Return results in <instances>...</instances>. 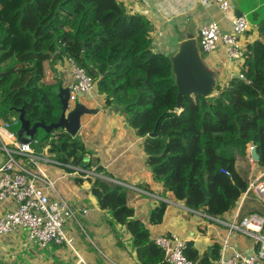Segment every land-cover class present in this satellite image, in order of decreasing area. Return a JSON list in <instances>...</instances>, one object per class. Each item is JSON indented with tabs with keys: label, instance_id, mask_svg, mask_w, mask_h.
I'll use <instances>...</instances> for the list:
<instances>
[{
	"label": "trees",
	"instance_id": "trees-1",
	"mask_svg": "<svg viewBox=\"0 0 264 264\" xmlns=\"http://www.w3.org/2000/svg\"><path fill=\"white\" fill-rule=\"evenodd\" d=\"M257 29L259 39L245 49L244 77L220 82L213 97L186 95L178 108L171 58L152 50L150 22L144 15L129 13L119 0H0V116L24 118L32 127L57 123L64 84L58 65L72 57L96 79L105 106L119 107L144 138L147 162L164 194L222 217L237 207L249 182L238 173L235 158L218 154L219 147L252 141L264 167V17ZM10 58L25 67L2 69ZM35 138L42 144L49 141L50 154L60 162L106 172L94 159L85 165L88 151L79 134L39 125ZM241 148L244 153L245 146ZM81 174L86 178L78 182L91 184L98 206L110 210L114 222L126 225L138 263L168 264L147 223L134 217L128 187ZM142 187L151 190L148 184ZM167 207L158 199L149 223L161 224ZM221 248L216 241L199 252L189 242L187 256L195 264H220Z\"/></svg>",
	"mask_w": 264,
	"mask_h": 264
},
{
	"label": "crops",
	"instance_id": "crops-1",
	"mask_svg": "<svg viewBox=\"0 0 264 264\" xmlns=\"http://www.w3.org/2000/svg\"><path fill=\"white\" fill-rule=\"evenodd\" d=\"M119 1L129 13L144 15L149 20L153 51L165 55L169 52L171 57L183 44H195L206 66L220 71L217 84L228 81L234 73L241 72L242 65L231 63L223 48L212 54L203 53L199 43L200 28L214 21L222 31L229 32L233 28L235 17L247 16L251 12L253 20L250 22V29L242 37L246 49L249 43L259 39L257 25L264 17L263 0H231L232 10L229 15H225L217 4L202 3L200 0ZM58 68L64 81L63 86L68 87L72 78L66 62L59 64ZM79 101L88 107L97 108L96 112L86 113L81 118L78 134L86 143L89 155L86 162L90 161V158L96 160L104 167L106 172L102 174L109 178L107 180L128 187L129 204L135 209L134 217L147 223L152 236L162 234L168 228L182 238L194 242L195 248L203 252L216 241L223 243L229 232L225 222L240 221L253 212L264 216L262 198L253 189H249L254 180L264 179V167L260 166L258 161L251 162L250 158L253 157L249 143L234 140L219 147L220 156L226 159L235 158L236 169L248 180L249 186L233 211L222 217H214L221 222L204 219L184 202L176 200L171 194H164L162 182L154 180L152 168L147 162L144 138L128 124L119 107L115 104L105 106L103 95H99L96 89L92 98L81 96ZM88 101L94 104L90 106ZM242 145L245 146L244 153L241 152ZM50 170L53 171L52 168ZM54 173L56 175L57 171ZM65 175L66 173L60 176V193L74 205L89 208L87 217H80L79 224L74 221L67 223V230L75 239V249L78 253L69 246L59 244H49L44 249L32 246L26 248L23 245L26 233L20 231L17 234L0 236V264H139L133 237L126 225L114 222L112 212L98 206L96 197L90 191L91 184L78 182L80 177L86 178L85 176L73 172L69 182L63 180L66 179ZM144 184H148L151 190L143 188ZM164 195L178 203H169L162 223L151 225V211L157 205L158 197ZM5 210L6 207L0 206V214ZM229 247L227 256L233 253V249L246 254L256 252L258 244L250 236L233 231L229 237Z\"/></svg>",
	"mask_w": 264,
	"mask_h": 264
},
{
	"label": "built area",
	"instance_id": "built-area-1",
	"mask_svg": "<svg viewBox=\"0 0 264 264\" xmlns=\"http://www.w3.org/2000/svg\"><path fill=\"white\" fill-rule=\"evenodd\" d=\"M202 3H215L220 10L229 15L232 10L231 0H200ZM250 29L246 15L233 19V28L229 32L221 30L217 22L203 25L199 31L201 51L212 54L223 48L227 59L236 65H242L245 59V48L242 37ZM70 70L72 81L68 85L69 107L80 102L81 96L93 97L96 79L87 69L72 58L65 59ZM242 76L243 74L239 72ZM244 77V76H243ZM19 119H3L0 116V206L6 207L0 214V236L26 233L23 245L46 248L49 244L66 245L75 249V239L67 230V223H80V217H87L88 207L76 206L65 197L50 180L47 171L42 167L44 162L62 164L73 168L88 177L109 179L98 173L95 167L90 169L84 165L57 162L50 157L49 141L41 143L38 138L32 141L23 140L19 134ZM252 150V146H249ZM251 162H255L250 158ZM89 162V161H88ZM88 162L85 163L88 164ZM229 173L228 171H225ZM253 189L264 203V179L258 178L251 183ZM168 204H177L171 199L158 197ZM194 210V209H192ZM202 218L220 221L209 214L195 210ZM229 227L228 235L223 239L220 264H262L264 262V216L252 213L240 221L225 222ZM233 231L242 232L258 244L256 252L246 254L237 249L227 256L229 237ZM155 243L165 252L168 264H195L187 256L189 240L178 233L166 229L162 234L154 236ZM76 253H78L76 251Z\"/></svg>",
	"mask_w": 264,
	"mask_h": 264
},
{
	"label": "water",
	"instance_id": "water-1",
	"mask_svg": "<svg viewBox=\"0 0 264 264\" xmlns=\"http://www.w3.org/2000/svg\"><path fill=\"white\" fill-rule=\"evenodd\" d=\"M169 56V52L166 53ZM173 73L175 75L176 85L178 86L177 107L182 106V99L186 95L200 94L206 97L216 96L217 79L220 71L208 68L202 59L198 47L187 42L179 47L178 52L171 56ZM233 78H243L240 73H234ZM259 87V86H258ZM260 88V87H259ZM69 87H61L59 97L62 103V114L57 123L46 126L44 123L31 126V123L24 119H19V134L23 140L32 141L35 137L36 127L42 126L47 130L64 128L73 136H76L81 129V118L86 113L96 112L97 108H91L84 103H77L72 108L69 107ZM252 146L251 155L255 161L260 160V155L254 142L250 141Z\"/></svg>",
	"mask_w": 264,
	"mask_h": 264
},
{
	"label": "rangeland",
	"instance_id": "rangeland-1",
	"mask_svg": "<svg viewBox=\"0 0 264 264\" xmlns=\"http://www.w3.org/2000/svg\"><path fill=\"white\" fill-rule=\"evenodd\" d=\"M263 1H264V0H263ZM246 17H247V19L249 20V22H251V20H253V17H252V13H251V12L249 13V15L247 14ZM1 67H2V69L7 70V71L9 72L11 68H13V69L24 68V67H25V64L22 63V62L16 61L15 58H10L9 60L4 61V62L1 64ZM212 97H213V96H212ZM91 104H94V103H92L91 101H88V105L91 106ZM111 106H112V105H111ZM115 106H116V105H115ZM50 157H51V159H53V160H55V161H57V162H60V161L56 160L55 158H53L52 155H50ZM88 159H89V155H88V153H87V154L85 155V157H84V161L86 162ZM42 167H43V169H44L45 171H47L50 180H53V181H54L55 187H56L57 189H59V190L61 189L60 186H59V183H60V181H62V177H60V176H62L63 174L66 173V175H65V178H66V179H63V180H64V181L69 180V182H70L71 179H72V173H73V172H74V173H77V171H75L73 168L66 167V166H64V165H62V164H57V163H52V162H44V163L42 164ZM51 168L53 169V171L50 170ZM54 171H55V172L57 171V174H56V175H55ZM58 171H59V172H58ZM64 181H63V182H64ZM110 181H112V180H110ZM60 191H61V190H60ZM82 224L84 225L83 222H82ZM79 228H81V227H79ZM81 229H82V228H81ZM24 236H25V235H24ZM25 238H26V236H25ZM25 238H24V239H25Z\"/></svg>",
	"mask_w": 264,
	"mask_h": 264
}]
</instances>
